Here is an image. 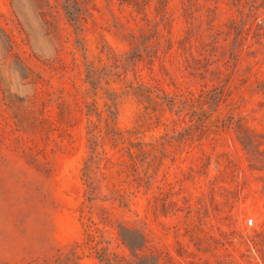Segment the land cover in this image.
<instances>
[{
  "label": "rangeland",
  "instance_id": "obj_1",
  "mask_svg": "<svg viewBox=\"0 0 264 264\" xmlns=\"http://www.w3.org/2000/svg\"><path fill=\"white\" fill-rule=\"evenodd\" d=\"M0 264H264V0H0Z\"/></svg>",
  "mask_w": 264,
  "mask_h": 264
},
{
  "label": "trees",
  "instance_id": "obj_2",
  "mask_svg": "<svg viewBox=\"0 0 264 264\" xmlns=\"http://www.w3.org/2000/svg\"><path fill=\"white\" fill-rule=\"evenodd\" d=\"M111 113L113 115V117L111 118L110 121H107V125H108V133L110 135H112L115 139H121L123 136L121 134V132L116 128V124L112 125L113 122H115V120L117 119L116 114L111 110ZM145 241L143 240V245L140 246V248H142L144 246Z\"/></svg>",
  "mask_w": 264,
  "mask_h": 264
},
{
  "label": "built area",
  "instance_id": "obj_3",
  "mask_svg": "<svg viewBox=\"0 0 264 264\" xmlns=\"http://www.w3.org/2000/svg\"><path fill=\"white\" fill-rule=\"evenodd\" d=\"M253 222H254V220L253 219H250L249 221H247V225L252 226L253 225Z\"/></svg>",
  "mask_w": 264,
  "mask_h": 264
}]
</instances>
